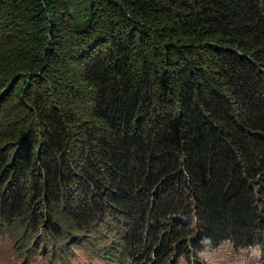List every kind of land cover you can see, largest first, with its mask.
I'll return each mask as SVG.
<instances>
[{"label":"trees","instance_id":"obj_1","mask_svg":"<svg viewBox=\"0 0 264 264\" xmlns=\"http://www.w3.org/2000/svg\"><path fill=\"white\" fill-rule=\"evenodd\" d=\"M0 232L50 263L264 249V0H0Z\"/></svg>","mask_w":264,"mask_h":264},{"label":"rangeland","instance_id":"obj_2","mask_svg":"<svg viewBox=\"0 0 264 264\" xmlns=\"http://www.w3.org/2000/svg\"><path fill=\"white\" fill-rule=\"evenodd\" d=\"M24 247L21 250L6 233L0 232V264H119L105 263L97 256H91L82 246L70 247L66 252L56 249L51 263V251L48 247L44 253L40 248L34 250L31 245L24 244ZM253 248L235 250L231 243L224 242L214 250L196 254V259L186 261L179 257L177 264H264L259 249ZM63 259L66 262H61Z\"/></svg>","mask_w":264,"mask_h":264},{"label":"clouds","instance_id":"obj_3","mask_svg":"<svg viewBox=\"0 0 264 264\" xmlns=\"http://www.w3.org/2000/svg\"><path fill=\"white\" fill-rule=\"evenodd\" d=\"M226 242H227V241H226ZM223 243H224V242H223ZM221 244H222V243H221ZM221 244H220V245H221ZM220 245H219V246H220ZM219 246H218V247H219ZM254 248L259 249V253L261 254L260 257L262 258V262H263V261H264V249H261L259 246H255ZM254 248H253V249H254ZM196 257H197V256H195V255L193 254L191 258L196 259ZM183 258H184V257H183ZM191 258H190V259H191ZM178 259H179V258H178ZM184 259H185V258H184ZM190 259H189V260H190ZM185 260H186V261H189V260H187V259H185ZM102 261H103V260H102ZM174 262L177 264V259H176V261H174ZM105 263H108V262H105Z\"/></svg>","mask_w":264,"mask_h":264}]
</instances>
